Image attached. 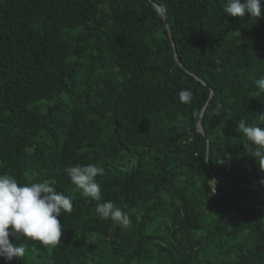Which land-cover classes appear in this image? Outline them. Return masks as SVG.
<instances>
[{
    "label": "trees",
    "instance_id": "1",
    "mask_svg": "<svg viewBox=\"0 0 264 264\" xmlns=\"http://www.w3.org/2000/svg\"><path fill=\"white\" fill-rule=\"evenodd\" d=\"M223 3L0 0V173L73 203L58 245L10 236L8 264H264V170L236 131L264 128V18ZM89 163L127 228L63 171Z\"/></svg>",
    "mask_w": 264,
    "mask_h": 264
},
{
    "label": "clouds",
    "instance_id": "2",
    "mask_svg": "<svg viewBox=\"0 0 264 264\" xmlns=\"http://www.w3.org/2000/svg\"><path fill=\"white\" fill-rule=\"evenodd\" d=\"M264 0H224L223 10L234 17H243L247 12L250 18L262 17ZM155 12L163 14V5H156ZM258 91L264 94V77L254 82ZM191 98L189 90H181L179 99L187 103ZM264 121V115H260ZM236 131L243 134L247 142L255 145L253 158L259 161V167L264 170V128L259 124H249L240 119ZM70 181L81 190V195L96 201L95 212L100 219L111 220L114 225L127 228L131 223L129 215L112 200L102 201L100 183L96 177L103 175L104 168L96 164H77L67 166L63 170ZM211 180V179H210ZM214 182L213 194L216 190ZM264 184V179L260 181ZM73 209L72 198L63 192H57L56 187L47 180L20 184L8 173H0V258L5 264L13 258L21 259L27 249L10 241L28 238L39 241L43 246L55 247L61 242L62 229L57 218L63 212L70 213Z\"/></svg>",
    "mask_w": 264,
    "mask_h": 264
},
{
    "label": "rangeland",
    "instance_id": "3",
    "mask_svg": "<svg viewBox=\"0 0 264 264\" xmlns=\"http://www.w3.org/2000/svg\"><path fill=\"white\" fill-rule=\"evenodd\" d=\"M159 213L166 214V207L165 206L160 207Z\"/></svg>",
    "mask_w": 264,
    "mask_h": 264
},
{
    "label": "water",
    "instance_id": "4",
    "mask_svg": "<svg viewBox=\"0 0 264 264\" xmlns=\"http://www.w3.org/2000/svg\"><path fill=\"white\" fill-rule=\"evenodd\" d=\"M172 44H173V43H172ZM198 128H199L200 131L203 132L202 126H201L200 124L198 125Z\"/></svg>",
    "mask_w": 264,
    "mask_h": 264
},
{
    "label": "built area",
    "instance_id": "5",
    "mask_svg": "<svg viewBox=\"0 0 264 264\" xmlns=\"http://www.w3.org/2000/svg\"><path fill=\"white\" fill-rule=\"evenodd\" d=\"M250 186H252V184Z\"/></svg>",
    "mask_w": 264,
    "mask_h": 264
}]
</instances>
